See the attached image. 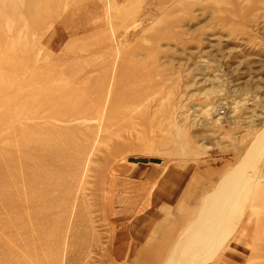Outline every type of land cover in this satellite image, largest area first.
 Here are the masks:
<instances>
[{"label": "rangeland", "instance_id": "obj_1", "mask_svg": "<svg viewBox=\"0 0 264 264\" xmlns=\"http://www.w3.org/2000/svg\"><path fill=\"white\" fill-rule=\"evenodd\" d=\"M175 165L167 264H264V0H0V264H127L107 181Z\"/></svg>", "mask_w": 264, "mask_h": 264}, {"label": "crops", "instance_id": "obj_2", "mask_svg": "<svg viewBox=\"0 0 264 264\" xmlns=\"http://www.w3.org/2000/svg\"><path fill=\"white\" fill-rule=\"evenodd\" d=\"M176 169L177 165L159 178L154 172L143 170L113 176L107 181L113 232L131 238L125 242L118 235V240L112 243V253L119 262L127 255V264H167L177 235L188 218L177 206L182 203L178 198L183 188L182 172H172ZM160 197L164 200L159 201ZM159 205L164 212L159 210Z\"/></svg>", "mask_w": 264, "mask_h": 264}, {"label": "water", "instance_id": "obj_3", "mask_svg": "<svg viewBox=\"0 0 264 264\" xmlns=\"http://www.w3.org/2000/svg\"><path fill=\"white\" fill-rule=\"evenodd\" d=\"M129 159L132 160V161H141V162L148 161V158L129 157ZM149 160L157 161L156 158H154V159L152 158V159H149Z\"/></svg>", "mask_w": 264, "mask_h": 264}, {"label": "bare ground", "instance_id": "obj_4", "mask_svg": "<svg viewBox=\"0 0 264 264\" xmlns=\"http://www.w3.org/2000/svg\"><path fill=\"white\" fill-rule=\"evenodd\" d=\"M207 225H208L209 229L214 230V228H215V226H216V223H215L214 226H213V224H212L211 222H209V223L207 222ZM219 225H220V223L217 224V226H219ZM208 227H207V228H208Z\"/></svg>", "mask_w": 264, "mask_h": 264}]
</instances>
